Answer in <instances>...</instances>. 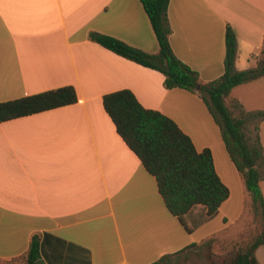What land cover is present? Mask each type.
<instances>
[{"label":"crops","instance_id":"obj_1","mask_svg":"<svg viewBox=\"0 0 264 264\" xmlns=\"http://www.w3.org/2000/svg\"><path fill=\"white\" fill-rule=\"evenodd\" d=\"M167 16L174 53L201 81L224 73L228 25L238 41L236 68L256 66L264 0H170ZM91 31L159 51L141 0H0V102L65 85L78 96L0 122V261L24 255L38 233L36 264H152L219 234L247 208L243 179L199 94L167 88L161 71L91 40ZM124 88L173 119L197 150L209 148L229 187L213 217L203 204L186 213L191 231L104 107V94ZM230 96L248 111L264 110V75ZM256 256L264 264V243Z\"/></svg>","mask_w":264,"mask_h":264},{"label":"trees","instance_id":"obj_2","mask_svg":"<svg viewBox=\"0 0 264 264\" xmlns=\"http://www.w3.org/2000/svg\"><path fill=\"white\" fill-rule=\"evenodd\" d=\"M141 2L159 42L157 53L132 46L102 32L91 31L89 38L130 60L161 71L165 75L164 84L167 88H185L197 92L204 100L220 126L227 151L245 184L248 194L246 207L260 221L258 234L230 260L221 264H261L256 250L264 243V193L261 187V181L264 180V147L260 135L264 110L248 111L230 94L235 86L264 75V43L255 67L237 69V36L228 25L224 73L212 81L203 82L199 72L182 61L172 49L169 39L171 26L167 16L170 0ZM77 101V92L72 85L1 101L0 122ZM103 104L118 133L155 176L168 209L187 230L191 231L192 228L185 215L194 205H205L209 217L217 214L221 204L229 197L230 190L219 176L209 148L197 150L190 136L173 119L159 110L144 107L128 88L104 94ZM252 122L254 134L249 126ZM197 244H191L188 248ZM171 255H165L152 264H159ZM39 258L40 235L35 233L28 251L13 260L36 264Z\"/></svg>","mask_w":264,"mask_h":264},{"label":"rangeland","instance_id":"obj_3","mask_svg":"<svg viewBox=\"0 0 264 264\" xmlns=\"http://www.w3.org/2000/svg\"><path fill=\"white\" fill-rule=\"evenodd\" d=\"M264 120V119H263ZM262 123V121H261ZM260 123V135L264 141V123ZM263 125V127H262ZM254 134V123L249 124ZM260 231V221L247 206L243 216L234 225L201 243L173 254L159 264H221L231 259L239 249ZM0 264H24L23 260L0 261Z\"/></svg>","mask_w":264,"mask_h":264}]
</instances>
